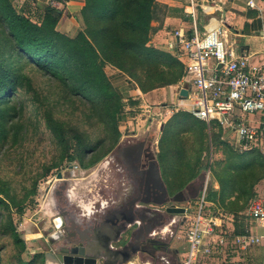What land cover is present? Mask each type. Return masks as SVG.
Returning <instances> with one entry per match:
<instances>
[{
    "label": "trees",
    "instance_id": "obj_1",
    "mask_svg": "<svg viewBox=\"0 0 264 264\" xmlns=\"http://www.w3.org/2000/svg\"><path fill=\"white\" fill-rule=\"evenodd\" d=\"M28 6L23 3L17 8L12 0H0V145L12 147L23 141L22 122L15 117L22 114L25 96L36 93L34 75L30 73L33 71L50 80L49 87L56 91L57 99L53 101L49 100L53 91L42 95L39 108L60 155L44 167L29 189H23L21 197L0 178V239L12 241L17 258L25 251L26 243L14 216L22 219L28 198L36 193L37 179L58 170L63 162L77 160L82 169H88L120 140L123 101L108 81L104 66L122 72L142 94L170 88L184 73L175 55L148 45L151 22L161 9L155 0H84L79 15L83 26L73 37L58 29L61 12L50 6L42 11ZM56 110L62 115L65 111L78 113L88 128H100L102 136L92 138L84 124L55 118ZM185 135L194 145L189 156ZM208 140L210 146L213 142L219 147L223 158L211 167L218 190L211 188L205 199L232 214L234 234L244 235L247 223L242 214L257 197L255 187L264 180V159L258 150L238 153L221 140L220 129L211 126L208 133L204 122L178 111L164 124L158 142L162 177L172 194L196 179L208 166ZM88 151L91 155L83 161ZM40 257L34 256L38 264H42Z\"/></svg>",
    "mask_w": 264,
    "mask_h": 264
},
{
    "label": "built area",
    "instance_id": "obj_2",
    "mask_svg": "<svg viewBox=\"0 0 264 264\" xmlns=\"http://www.w3.org/2000/svg\"><path fill=\"white\" fill-rule=\"evenodd\" d=\"M248 1L256 9L258 2L264 4V0ZM183 14L191 22V33L190 37L182 31L173 34L174 55L184 67L176 90V111L204 122L208 133L211 126L220 129L221 140L232 144L236 152L254 149L264 159V49L259 58L241 51L208 0H187ZM184 82L189 84L187 95L179 98ZM205 195L201 192L185 207L188 251L183 264L223 256L229 246L225 238L234 231V216L218 211L215 217L210 211L214 205ZM242 215L248 226L264 230V200L253 198ZM263 243L264 232L254 234L246 229L244 235L233 237L230 246L246 251Z\"/></svg>",
    "mask_w": 264,
    "mask_h": 264
},
{
    "label": "rangeland",
    "instance_id": "obj_3",
    "mask_svg": "<svg viewBox=\"0 0 264 264\" xmlns=\"http://www.w3.org/2000/svg\"><path fill=\"white\" fill-rule=\"evenodd\" d=\"M24 3V0H21ZM20 0L13 1L16 7H19ZM30 6V4H28ZM50 5V4H49ZM40 3L39 7L44 9V7L49 6ZM32 7V6H30ZM21 8V7H20ZM260 54H257L255 58H259ZM34 75V82L37 87L36 93L30 92L28 96H25V106L22 110V114L17 115L15 120L19 119L23 126V141L17 143L15 146L9 147L8 144L0 145V178L8 181L17 196L21 197L24 193L23 189H29L33 180L38 174L43 172L44 167H48L56 161L60 155L59 146L56 144L53 136L45 128L44 121L42 119L41 109L39 108V100H41L42 95H47L53 91L50 95L49 100L53 101L57 99L56 91L49 87L51 84L50 80L47 81L45 77H39L36 72L30 71ZM48 86V87H47ZM176 88H170V90H161L156 94L159 99L154 102L149 98H140L139 96H131L127 98V101L122 103V118L119 122V131L121 133L120 140H123L127 134H135L138 138L147 137L149 138L154 146H158L159 138L161 136L160 127L166 123V119L171 117L173 113H176V99L177 93ZM174 86V87H175ZM43 90V93L40 91ZM170 91V92H169ZM151 95L150 98L155 97ZM171 94V99L168 95ZM174 94V98L173 95ZM60 114L59 110H56L54 115L55 118L67 119L71 124L82 125L88 129V133L93 138L102 136L101 129L98 127L88 128V124L83 121L82 117L75 113L73 115ZM185 147L187 150V155L189 156L194 149L192 143V138L189 135H185ZM208 166L204 171L211 175V167L215 162L220 161L223 156L219 147H217L213 142L210 146L208 140ZM157 148H155L156 150ZM73 147L69 151L72 153ZM90 151L83 154V161H87L90 157ZM206 153L202 154L204 158ZM68 166H71L72 170L77 173L74 177H70L69 174L65 175L64 178L74 179L76 185V190L81 194V197L90 196L94 193L93 186L96 182L93 181L92 172L98 168L99 165L93 166L88 169H82L78 161L75 160L69 164L63 162V164L58 168V170H63L65 168L68 170ZM76 168V169H75ZM71 171V170H68ZM165 174V173H164ZM56 170H51L44 177L37 179V190L34 196L28 198L26 202V208L22 219L19 220L18 217L14 216V221L18 231L21 233L22 238L26 243L25 251L17 258V249L13 245L12 241L8 238L0 239V264H38L34 259L35 252H40V245H43V239L46 237L48 229L51 227L50 215H47L49 209L48 199H45V190L50 188L51 185L55 183ZM53 181V183H51ZM199 182L197 183V185ZM256 187L257 196L264 200V181L260 182ZM76 190H74L76 192ZM187 203L183 205L186 207ZM210 211L213 212L215 217H217V212H222V210L211 206ZM20 221V222H18ZM247 221V220H245ZM227 224L230 222L226 221ZM247 223V222H246ZM185 226L177 231V235H185ZM255 230L253 229V232ZM181 232V233H180ZM175 235V236H177ZM179 236V238L181 237ZM35 237L37 239H35ZM35 239V240H34ZM33 241V242H32ZM174 241L178 242V237H174ZM229 246L225 250V254L218 259H213L210 262L204 261L206 264H247V261L251 259L253 264H258L257 259L264 258V251L260 247H251L246 252L235 251L234 248ZM134 260V259H133ZM147 261V257L143 255L141 263L137 260L133 261L137 264L144 263Z\"/></svg>",
    "mask_w": 264,
    "mask_h": 264
},
{
    "label": "flooded vegetation",
    "instance_id": "obj_4",
    "mask_svg": "<svg viewBox=\"0 0 264 264\" xmlns=\"http://www.w3.org/2000/svg\"><path fill=\"white\" fill-rule=\"evenodd\" d=\"M155 160H157V155L154 144L149 138H138L133 133L125 135L123 140L118 141L106 156L93 165H99L91 176L96 182L93 185L95 194L84 197H81V194L76 190L75 186L78 184L74 183V179L63 177L64 174H68V170L65 168L61 171L56 170L53 180L55 183L45 190V199H48L49 202L46 214L52 218L50 223L53 219H60L61 221H56L63 223L68 221L69 226L71 223L74 228L78 229L72 232L70 229L62 231L68 242L64 243V248L72 249L73 247V250L77 251L78 249L74 248L76 246L74 242H82V246L87 244L92 246L98 239L97 244L102 245L107 235L101 232L102 236L97 239L95 230L101 229L103 226L106 228L111 224V221L117 227L123 224L129 226L137 222L138 226L131 227L130 230L132 232L129 242L131 252H135L133 259L142 260L145 255L147 261L152 263L166 260L167 236L169 234L164 238L159 234L164 228H167L169 232L182 229L187 220V212L183 205L192 201L174 203L168 200L167 206L184 208L182 213L167 212L165 207L155 206L154 202L163 198L158 193L160 184L157 183L152 171ZM146 169L148 170L146 171ZM59 172L62 173L61 180L56 178ZM160 175L168 190L161 169ZM197 183L193 185L194 188L190 189L191 194L194 193ZM168 193L169 198L174 194L169 190ZM69 226L63 225L64 228ZM58 238H60V234L53 236L52 240ZM61 246L55 245L54 247L61 248ZM41 247L44 249L43 251H51V248L49 249L42 243Z\"/></svg>",
    "mask_w": 264,
    "mask_h": 264
},
{
    "label": "crops",
    "instance_id": "obj_5",
    "mask_svg": "<svg viewBox=\"0 0 264 264\" xmlns=\"http://www.w3.org/2000/svg\"><path fill=\"white\" fill-rule=\"evenodd\" d=\"M13 1L16 2V0ZM208 1L214 7L215 17H219V16L223 17L224 22L230 32L229 38L232 41H234V43L239 47L241 51L245 52V54H259L263 51L264 49V4L263 3L258 2L257 6L259 9H256L251 6L248 0H208ZM155 2L161 9L157 10L155 19L151 22V31H150L148 45L157 49L166 50L174 55V52L176 51L173 47L174 32L182 31L185 33L186 37H190L189 35L191 33L190 31L191 22L183 14V6L187 3V0H155ZM24 3L27 4V6L28 4H30V6H32L30 7L31 9L39 8V11H42V8L39 7L40 3H43L45 5L50 4L49 5L50 7L61 12L62 18L59 22L58 29L61 33L67 36L73 37L74 35L77 34L78 31L82 29L83 24L79 18V15H80V11L84 6V0H24ZM22 4L23 3L21 1V4L19 3V7L17 8H20ZM201 26L202 23L200 22L199 25L200 29ZM104 72L111 86L122 97V101L124 102L127 101V98L131 96H139L140 98L147 97L151 99V101L156 102L159 99V96L156 94L158 91L166 90V89L170 90V88L172 87L174 89L176 88V86L174 85L175 87L171 86L170 88H160L152 92H149L147 94H142L133 81H131L127 76H125L122 72L115 69L114 67L110 65H105ZM180 82L181 81H179L176 85H179ZM155 94H156L155 97L150 98L151 95H155ZM168 96L169 99H171V94H169ZM172 96L174 98V94ZM168 119L166 120L168 121ZM163 128H164V124H163ZM162 130L160 131L162 132ZM224 142L230 145L232 149H234L232 144L228 143L227 141ZM155 148H157L155 150V153L157 155L158 146L156 147L154 146V149ZM208 176L211 175L207 174L206 172L205 181L204 182L197 181L199 182L198 185L203 184V186H206V182H207L206 180ZM212 190L214 191L218 190V185L213 178H212ZM246 229L247 230L251 229L252 232L254 229L255 230L253 232L254 234H261L264 232V230L262 229L254 228L251 225L248 226V223ZM229 230L230 229H228V231ZM177 231L169 232L167 228H164L159 234V236L162 238L166 237V235L169 234L167 236L168 241H167L166 260H160L156 263L145 261V263L142 264H177L178 260H180V263L183 264L187 256L188 244L186 242L185 236L184 235L181 236L180 234L177 235L176 234ZM179 236L181 237L179 238ZM234 236H236V234H234L233 231L232 233L227 235L225 239L231 244ZM174 237H178V242L174 241ZM35 239L37 238L35 237ZM256 247H260L264 251V243L257 245ZM236 250H238L240 253L247 251V250L241 251L239 249H235V251ZM36 253H38V251H36L35 254ZM133 261L131 262V264H137L136 262ZM257 261L258 264H264V258L257 259ZM200 264H205V262L201 261ZM247 264H253V261L249 259L247 261Z\"/></svg>",
    "mask_w": 264,
    "mask_h": 264
},
{
    "label": "water",
    "instance_id": "obj_6",
    "mask_svg": "<svg viewBox=\"0 0 264 264\" xmlns=\"http://www.w3.org/2000/svg\"><path fill=\"white\" fill-rule=\"evenodd\" d=\"M189 84L187 82H184L182 84V87L179 90V98H184L187 95ZM163 129V125H161L160 130ZM143 144V143H142ZM71 166H68V174L70 177H74L75 173H77L75 170L71 169ZM151 168V167H150ZM148 169H146L147 171ZM152 171L154 172L155 178L157 179V183L160 184V190L159 195H161L163 198L159 201H155L154 204L157 207H165V211L172 212V213H182L184 212V208H179L175 206H167L168 200L173 201L174 203H185L190 202L199 196L201 192L208 193L212 188V178L211 176L207 177L206 186L198 185L194 189V193H190V189L193 187V185L197 181L204 182L206 172H202L198 175V177L191 181L189 184H187L182 190L176 192L173 194L171 198H169V193L167 188L165 187L161 175H160V168L157 160L154 161L152 166ZM58 180L62 179V173L59 172L56 176ZM194 188V187H193ZM186 196V197H184ZM165 197V199H164ZM56 220L60 219H53L51 223L50 229L47 231L46 237L43 239V242L46 246L51 248V251H43L41 245L40 252L36 253L37 255L41 256L40 261L42 264H131L133 261V255H135V252H131L130 247V239L132 238V232L131 227L138 226V223H132L129 226L119 225L118 227L116 224L111 221V224L106 226H103L101 229L95 230V235L97 239L99 236H102L101 232L107 235V238L105 239V242L102 243V245L98 243L99 239L95 241L94 244H87L86 246H82V242H74L76 245L74 248H77L78 250L75 251V249H69L70 247L64 248V243L67 242V238L64 237L62 231H66L68 229L72 231L78 230L77 228H74V225L70 223V226L68 225V221L66 222H58ZM61 221V220H60ZM69 226V227H63ZM60 234V238L56 240H52V237L55 235ZM49 244V245H47ZM61 246V248L54 247L55 245ZM136 260V259H134ZM141 263V260H137ZM147 262V261H146ZM138 263V264H140ZM145 263V262H144ZM177 264H181L180 260L177 261Z\"/></svg>",
    "mask_w": 264,
    "mask_h": 264
}]
</instances>
